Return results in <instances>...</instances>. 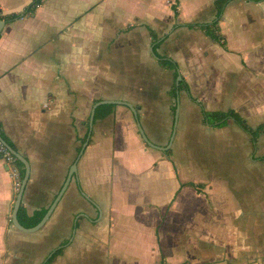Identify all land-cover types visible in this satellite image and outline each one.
Returning <instances> with one entry per match:
<instances>
[{
    "label": "crops",
    "instance_id": "0c3cea01",
    "mask_svg": "<svg viewBox=\"0 0 264 264\" xmlns=\"http://www.w3.org/2000/svg\"><path fill=\"white\" fill-rule=\"evenodd\" d=\"M29 1L0 0V14ZM222 9L225 47L186 25L215 20L213 0H43L2 19L0 128L28 160L29 213L50 205L77 160L33 231L11 221L16 193L0 160V264H43L59 247L50 264H264V128L253 142L231 119L205 123L184 89L168 94L172 71L156 56L176 62L203 108L264 122V0ZM147 27L162 38L156 51ZM158 71L171 86L159 88ZM100 99L129 101L137 117L115 103L77 158ZM137 121L160 146L173 132L170 153Z\"/></svg>",
    "mask_w": 264,
    "mask_h": 264
},
{
    "label": "trees",
    "instance_id": "16d2710c",
    "mask_svg": "<svg viewBox=\"0 0 264 264\" xmlns=\"http://www.w3.org/2000/svg\"><path fill=\"white\" fill-rule=\"evenodd\" d=\"M43 0H30L29 3L20 11H14L8 14H0V18L4 19L5 21L13 20L16 19L20 16H23L25 14L32 13L36 7L42 2ZM228 0H213L214 6L217 9V17L214 20H211L209 23H186L188 27H198L200 28L205 35H207L209 38H212L214 41H217L222 44V46H226L224 43L223 35L218 31V16L219 13L223 10V6L226 4ZM172 10H174V15L177 14V10L175 9L174 4H171ZM150 33V36L152 38V43H153V50L156 51L158 46L160 45L159 43L161 42L162 38L158 35V33L152 29L151 27H147ZM157 56V61L159 65L163 68L171 69L172 71V78L173 80V85L168 90V94L171 97H175L177 94V90L179 89H184V91L187 92L189 98L193 101H195L199 107H200V112L202 114V119L205 123L213 125V126H222L227 123L229 119L233 120L239 128H241L243 131L247 132L249 135L250 139L254 142L256 137L259 135V133L263 130L264 128V122H261L259 124H256L254 126L249 125L248 120L239 112L236 111L233 108H226L224 110L220 109H215V110H207L202 107L201 103L196 100L194 96H192L189 93V86L186 80L181 77V78H176L177 75V64L176 62L169 56L164 55V54H156ZM174 104L171 106V111H174ZM115 103L114 102H104L100 103L95 107L94 110V118H93V123L96 119L98 118H103L107 116L108 114L112 113L114 111ZM89 124V120H87V127ZM89 130V127H88ZM88 132L84 135L82 141H84L87 137ZM0 135L12 146V142L8 140L7 136H5L0 128ZM90 140V138H89ZM81 147V145L78 147V149ZM167 154L170 153V149H167L165 151ZM263 158V157H262ZM17 164L19 166V171H20V176L21 179L24 176L25 172V167L24 164L21 160L17 159ZM47 207H40L34 209L31 213H29L24 206V204L20 203L18 210H17V218L19 222L26 227H30L35 225L41 217L44 215L46 212ZM62 251V247H59L51 252V254L46 258L43 264H50L52 260L55 258L57 254H59Z\"/></svg>",
    "mask_w": 264,
    "mask_h": 264
},
{
    "label": "water",
    "instance_id": "95a60500",
    "mask_svg": "<svg viewBox=\"0 0 264 264\" xmlns=\"http://www.w3.org/2000/svg\"><path fill=\"white\" fill-rule=\"evenodd\" d=\"M4 24V20L0 19V30L2 28ZM176 78H180V75L179 73H177L176 75ZM177 99V97H176ZM104 102H114V103H122V104H125L127 106H129L131 108V110L133 111L134 115L137 117V111H136V108L129 102V101H126V100H114V99H100L96 102H94L92 108H91V112H90V115H89V132H88V136L87 138L85 139V141L83 142L79 152H78V155H77V158L80 156V154L83 152V149L85 147V145L87 144L88 142V139H89V135H90V130L92 129V124H93V118H94V110H95V107L100 104V103H104ZM174 124L176 123V119H177V115H178V112H177V104L175 106V109H174ZM138 119V118H137ZM138 123V128L140 130V133L143 137V139L151 146L155 147V148H158V149H162V150H165L169 147V143H170V140H171V137H172V134L173 132H171V135H170V138L167 142L166 145L164 146H160V145H157L155 144L154 142H152L147 136L146 134L144 133V130L140 124L139 121H137ZM174 124L172 126V129L174 127ZM0 138L2 139V141L8 146V148L15 154V156L21 160L24 164V167H25V172H24V176L22 178V182H21V186L19 188V190L17 191L16 195H15V200H14V206H13V209H12V213H11V221L12 223L19 229L21 230H24V231H33V230H36L38 228H40L44 223L45 221L48 219L50 213L52 212L55 204L57 203V201L59 200L60 196L62 195L67 183L69 182L70 178L72 177V174L76 173V160L71 164L70 168H69V171H68V175L62 185V187L60 188V190L58 191V193L56 194L55 198L53 199V201L50 203V205L47 207V210L46 212L44 213V215L41 217V219L33 226H30V227H26V226H23L18 218H17V210H18V207L21 203V200H22V194H23V190H24V186H25V183L28 179V176H29V170H30V167H29V163H28V160L26 159V157L24 155H22L21 153H19L10 143H8L1 135H0Z\"/></svg>",
    "mask_w": 264,
    "mask_h": 264
},
{
    "label": "built area",
    "instance_id": "2783aa9c",
    "mask_svg": "<svg viewBox=\"0 0 264 264\" xmlns=\"http://www.w3.org/2000/svg\"><path fill=\"white\" fill-rule=\"evenodd\" d=\"M17 159L18 158L15 156V154L0 138V160H2L8 167V170L12 177L13 189L15 193H17V191L19 190L22 182Z\"/></svg>",
    "mask_w": 264,
    "mask_h": 264
},
{
    "label": "rangeland",
    "instance_id": "374dc122",
    "mask_svg": "<svg viewBox=\"0 0 264 264\" xmlns=\"http://www.w3.org/2000/svg\"><path fill=\"white\" fill-rule=\"evenodd\" d=\"M131 33V32H130ZM130 35H133V33H131ZM132 37V36H131ZM158 73L161 75V78H163L161 81H160V85H159V88L162 87V89L165 87H168V86H171V81H172V78H171V75L169 73V71H166V72H161V71H158ZM166 79H165V78ZM165 79V80H164Z\"/></svg>",
    "mask_w": 264,
    "mask_h": 264
}]
</instances>
